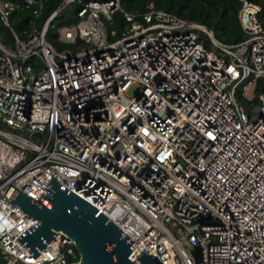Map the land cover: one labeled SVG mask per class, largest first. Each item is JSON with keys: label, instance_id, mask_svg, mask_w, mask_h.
Instances as JSON below:
<instances>
[{"label": "built area", "instance_id": "1", "mask_svg": "<svg viewBox=\"0 0 264 264\" xmlns=\"http://www.w3.org/2000/svg\"><path fill=\"white\" fill-rule=\"evenodd\" d=\"M75 1L61 0L40 24L44 0L18 1L33 14L21 35L0 0L13 33L12 44L0 38L6 264L79 259L61 229L35 256L16 238L37 218L10 199L19 189L36 200L50 177L134 239L132 259L144 248L158 264H264L261 5L239 0L244 36L227 43L152 0L137 14L120 0H84L76 22L55 26L69 43L58 48L47 27ZM117 8L128 22L110 38L105 20Z\"/></svg>", "mask_w": 264, "mask_h": 264}, {"label": "water", "instance_id": "2", "mask_svg": "<svg viewBox=\"0 0 264 264\" xmlns=\"http://www.w3.org/2000/svg\"><path fill=\"white\" fill-rule=\"evenodd\" d=\"M10 200L37 218L16 237L33 256L61 229L79 251V259L68 264H158L144 248L130 258L137 242L127 241L129 235L104 212L96 213L94 204L53 177L36 200L19 189Z\"/></svg>", "mask_w": 264, "mask_h": 264}, {"label": "trees", "instance_id": "3", "mask_svg": "<svg viewBox=\"0 0 264 264\" xmlns=\"http://www.w3.org/2000/svg\"><path fill=\"white\" fill-rule=\"evenodd\" d=\"M9 10V22L12 29L23 35V30L30 26V19L33 17L31 8L17 4L20 0H2ZM61 0H44L40 14L35 17L37 24L57 6ZM84 0H77L71 6L58 13L47 27L46 37L56 47L61 48L69 45L58 38L56 25L71 24L77 21L79 15L76 7ZM148 0H120L123 10L132 13L143 12L147 7ZM155 6L165 9L178 16L185 17L204 24L212 29L215 36L224 42L234 43L244 36V31L238 19L239 0H152ZM261 5L259 19L264 25V0H254ZM123 10L117 8L112 11L111 19L105 20V26L110 38L120 34L125 24L128 22ZM12 29L0 18V38L2 41L12 44ZM115 30L111 33V30ZM240 91V90H239ZM239 96L240 95L239 92ZM0 264H6L0 251ZM13 264H25L22 260H17Z\"/></svg>", "mask_w": 264, "mask_h": 264}, {"label": "rangeland", "instance_id": "4", "mask_svg": "<svg viewBox=\"0 0 264 264\" xmlns=\"http://www.w3.org/2000/svg\"><path fill=\"white\" fill-rule=\"evenodd\" d=\"M134 88H135V84H131L129 87H128V89H127V91L130 93V92H132L133 90H134ZM241 89V86L239 87V90ZM254 93H255V90H254V88H253V84L251 83V84H248L247 86H246V90H245V94L248 96V97H253V95H254ZM239 94V93H238ZM254 99H255V102H258V98H257V96H255L254 97Z\"/></svg>", "mask_w": 264, "mask_h": 264}]
</instances>
